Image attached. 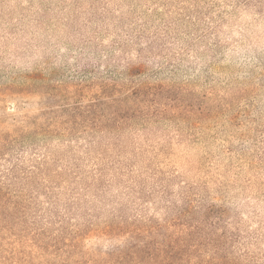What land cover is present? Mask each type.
Segmentation results:
<instances>
[{
  "label": "rangeland",
  "instance_id": "1",
  "mask_svg": "<svg viewBox=\"0 0 264 264\" xmlns=\"http://www.w3.org/2000/svg\"><path fill=\"white\" fill-rule=\"evenodd\" d=\"M0 264H264V0H0Z\"/></svg>",
  "mask_w": 264,
  "mask_h": 264
}]
</instances>
